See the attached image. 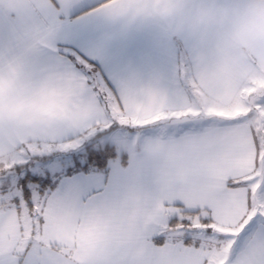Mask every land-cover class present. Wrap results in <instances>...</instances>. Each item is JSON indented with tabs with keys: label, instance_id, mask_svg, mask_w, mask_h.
Wrapping results in <instances>:
<instances>
[{
	"label": "clouds",
	"instance_id": "obj_1",
	"mask_svg": "<svg viewBox=\"0 0 264 264\" xmlns=\"http://www.w3.org/2000/svg\"><path fill=\"white\" fill-rule=\"evenodd\" d=\"M50 0H0V9L24 18L46 12ZM73 0H59L67 10ZM58 8L57 11H60ZM99 11L109 20L131 27L159 17L169 38L189 37L195 47L190 80L215 92L235 88L256 72L251 61L264 64V0H104ZM144 101L160 92L148 84L138 89ZM93 100L63 71L34 75L26 51H0V148L21 133L53 130L86 120ZM151 134L121 142L132 158L129 181L114 198L89 204L67 218L50 222L49 232L61 240L67 255L62 264H156L140 237L157 210L162 189L174 186L197 192L207 187L217 146L238 130L203 128L172 135L169 122ZM239 158L240 153L231 154ZM20 238L7 212L0 213V247L7 250Z\"/></svg>",
	"mask_w": 264,
	"mask_h": 264
},
{
	"label": "snow or ice",
	"instance_id": "obj_2",
	"mask_svg": "<svg viewBox=\"0 0 264 264\" xmlns=\"http://www.w3.org/2000/svg\"><path fill=\"white\" fill-rule=\"evenodd\" d=\"M57 9L56 0H50L47 11ZM251 63L256 72H264V64L255 59ZM63 72L92 98L93 111L83 122L30 136L16 133L9 138V151L0 148V213L9 214L20 235L7 250L0 247V264H62L67 252L50 234V222L58 230V216L67 218L89 205L81 203L80 191L73 187L58 196L44 195L48 181L27 171L24 166L30 159L76 149L85 141H90L91 152L101 136L123 130L138 137L161 122L236 129L238 135L219 144L210 157L207 187L197 192L174 186L162 189L157 210L140 233L150 259L156 264H264V230L251 235L233 256L241 234L253 226L250 222L264 217V75H250L223 92L190 80V94L173 102L161 91L150 101L142 100L138 90L117 94L93 81L94 69L86 61ZM233 153L240 157L232 158ZM156 234L162 242H153Z\"/></svg>",
	"mask_w": 264,
	"mask_h": 264
},
{
	"label": "crops",
	"instance_id": "obj_3",
	"mask_svg": "<svg viewBox=\"0 0 264 264\" xmlns=\"http://www.w3.org/2000/svg\"><path fill=\"white\" fill-rule=\"evenodd\" d=\"M56 2L61 8L59 0ZM103 2L73 0L67 10L36 12L24 18L0 9V51H26L28 66L34 75L44 70L71 69L74 63L86 61L94 69L93 81L117 94L151 84L173 102L189 95L195 56L192 40L169 38L166 21L159 17L145 18L131 27H123L99 11ZM154 128L155 125L142 130L140 135L151 134L156 131ZM203 128L201 125L184 126L180 130L171 129V134L184 135ZM132 163L126 150L117 153L116 149L115 157L104 170L62 171L54 186L43 194L58 196L73 187L80 191L82 204L106 202L126 186ZM252 225L238 239L234 258L251 235L264 230V219ZM152 239L154 243L162 242L159 234Z\"/></svg>",
	"mask_w": 264,
	"mask_h": 264
},
{
	"label": "rangeland",
	"instance_id": "obj_4",
	"mask_svg": "<svg viewBox=\"0 0 264 264\" xmlns=\"http://www.w3.org/2000/svg\"><path fill=\"white\" fill-rule=\"evenodd\" d=\"M196 125L198 124H193L189 126ZM184 126L185 125H172L171 129L180 130ZM154 129L157 130V126H155ZM133 135V133H128L126 131L121 130L115 133H109L108 135L101 136L100 140L97 143L102 144L108 142L114 144L117 149V153H121L125 151V149L121 147V142L117 139V137L122 138L124 141H128L134 137ZM91 139L92 138H90V140ZM89 142L90 141H85L76 149H71L67 151L56 150L52 152L38 154L37 156L30 159L27 162V165H25L24 167H26L27 171L31 172L32 174L39 175L41 179L48 181V183L43 186L45 191L49 187L50 183L56 182L55 180L57 179L58 173L66 169L68 166H73L74 160H84V157H82L84 155V146L87 145ZM13 183H15V178L13 180ZM261 219L263 220L264 217H255L254 222L250 223L254 224L256 221H260Z\"/></svg>",
	"mask_w": 264,
	"mask_h": 264
},
{
	"label": "trees",
	"instance_id": "obj_5",
	"mask_svg": "<svg viewBox=\"0 0 264 264\" xmlns=\"http://www.w3.org/2000/svg\"><path fill=\"white\" fill-rule=\"evenodd\" d=\"M116 155L115 146L112 144H93L92 151L89 152L88 144L84 146V157L83 161L74 160V164L71 167H67L62 170L64 173H70L73 171H101L104 170L108 164V162L113 159ZM57 174V179L62 175L63 172ZM56 179V180H57ZM55 180V181H56ZM54 182L50 183L49 189L54 186ZM158 240V239H157Z\"/></svg>",
	"mask_w": 264,
	"mask_h": 264
}]
</instances>
